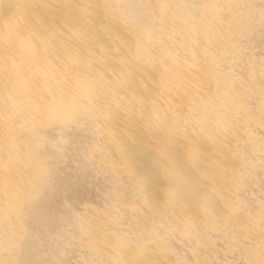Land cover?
I'll use <instances>...</instances> for the list:
<instances>
[{
    "label": "bare ground",
    "instance_id": "bare-ground-1",
    "mask_svg": "<svg viewBox=\"0 0 264 264\" xmlns=\"http://www.w3.org/2000/svg\"><path fill=\"white\" fill-rule=\"evenodd\" d=\"M259 1L0 0V264L66 259L30 228L61 225L77 138L106 203L67 224L95 263L215 264L226 244L264 264Z\"/></svg>",
    "mask_w": 264,
    "mask_h": 264
},
{
    "label": "rangeland",
    "instance_id": "rangeland-1",
    "mask_svg": "<svg viewBox=\"0 0 264 264\" xmlns=\"http://www.w3.org/2000/svg\"><path fill=\"white\" fill-rule=\"evenodd\" d=\"M261 1L263 2L264 0H261ZM261 1H259V3ZM262 4L264 5V2ZM261 28L262 29L264 28V23H263L262 27L257 28L258 31L261 30L260 31L261 33L256 31L257 29L255 30L256 32L254 31V33H255L254 35L255 36L257 35L256 38L258 37L257 40H256L258 45L256 44V42H255V45H254V43L252 41H249V40L246 43L247 45L245 44L247 47H249L248 51L249 52L251 51L250 53H252V54H253V52H255V51L257 52L259 50L258 46H259V48L260 47L262 48L257 53L254 54L255 56L264 54V50H263L264 49V45H263L264 42H262V41H264V34H263ZM260 34H262V35L260 36ZM259 41L261 42V44H259L260 43ZM252 43H253V45H252ZM250 44L252 46H249ZM261 45H263V46H261ZM255 47H257V49ZM252 49L253 50L255 49V50L253 51ZM262 50H263V53H262ZM80 141H81V138H77L75 140V143H77V144L74 146V148H72V149L66 148L68 150H64V154H62L63 157H61L62 158L61 159L62 162L60 161L61 162L60 166L62 167L61 169H62L63 176L69 178L70 185L74 186V188L72 190H70V191H67V192H61V191L56 189L54 194H52L51 197H50V207L48 209V217L50 218L51 221H53L55 223L59 222V223H61V225L58 228H55L54 230H51V231L45 230L44 228H40V227H36V226L30 228V231L33 234L40 236V238H42L43 234H45V233H47L49 235L51 234L54 237V239L58 235H59L58 238L62 237L61 239L57 238L59 240L58 242L55 239V241H56L55 244L57 246H59V245L62 246V247L59 246L60 247L59 249H61V250L65 249L63 251V253H65L64 256H65L66 259L65 260H61L60 259L61 254H60V257H55V258L54 257H52V258L50 257V260H48L46 262H40L38 260H35L34 263H31V264H76L77 262H78L77 264H85V263L88 264L89 262H90L89 264H100V262L99 263H95V262H97L96 258L92 257L93 255L91 254V250L89 251V249L86 247V243L84 245V243L80 240V238L78 237V233L69 232L70 231V227L67 224L68 216L72 215L74 212L79 213L80 211H82L81 209H82L84 204H92V205H95V206H98V207H102V206H105L104 204L106 203V198L104 197V195H102V191L99 190V188L95 186V183L93 185V182L91 180H89V179L87 181L83 182V183L80 181L81 171H80V169H79V167L77 165L82 160V158L85 157V153L87 151V146L84 145L83 142H80ZM63 159H64V162H63ZM65 163H67V164L65 165ZM62 165H64V166H62ZM257 170L260 171V172H256V170H254V172H253V174H254L253 176H256L255 178H253L255 180V181L253 180L255 182L253 188L254 187L257 188L255 199H256V197L257 198L259 197V200H257V199L255 200L254 199L252 201V203L260 205L261 203L258 202V201H260V196H262V195L264 196V194L260 195L262 192H264V168H259ZM259 176H261V178ZM260 189L262 190V192H261ZM259 190H260L261 193L259 192ZM257 193L258 194L260 193L259 196H258ZM261 200L263 202L264 201V197ZM254 201H257V202H254ZM253 204H251L252 206L250 205V209L253 210V211H257L258 209H256V208L258 207V205H255V206H257L255 208V206ZM262 204H264V202ZM62 231H64L63 235H62ZM65 232H67V234H65L66 237L63 238ZM70 233L71 234H76L77 236L75 235V237L73 238V237L70 236L71 235ZM36 239H38V238H36ZM77 239L80 240L81 242L77 241ZM69 240L72 241V243ZM66 241H67V243H65ZM62 242H63V244L65 243V245H62ZM58 243H61V244H58ZM79 243H82V244H79ZM72 245H74L75 248ZM80 245H81V247H80ZM225 245L226 244H220L219 245L220 246V250H218V252H219L220 256H218V258H217V260H219V261L218 262L216 261L215 264H221V263L222 264H249L248 263L249 259L246 257L248 255H245V252L243 250L241 251V250L238 249L239 252H237V250L235 249L234 253L232 255V253H229V250H228L230 247L228 246V249H227V245H226V249L228 250V252H227V250L224 247ZM68 246H70V247L67 248ZM219 246L216 247V248L219 249ZM77 247H78V249H77ZM83 248H84V250H82ZM86 248H87V250H86ZM69 249L72 250V251H68ZM230 250H231V248H230ZM235 251H236V253H235ZM82 252L84 253V255H86L85 258L87 260L85 258L82 259L83 258V257H81V255H83ZM230 252H233V251H230ZM38 253L42 255L45 252L42 249H38ZM75 253L76 254L78 253V254L76 255ZM238 253H242V255L239 254V256H237ZM235 254H236V256H235ZM88 256H90V258H87ZM223 256L226 257V259ZM53 258H54V260H53ZM245 258H247V259H245ZM8 259H9L8 260L9 263H11V259L10 258H8ZM79 259H80V262H79ZM84 260H86L87 262H85ZM8 261H5L4 264L5 263L7 264ZM103 263L107 264L108 262H106V263L102 262L101 264H103ZM108 264H110V263H108Z\"/></svg>",
    "mask_w": 264,
    "mask_h": 264
}]
</instances>
